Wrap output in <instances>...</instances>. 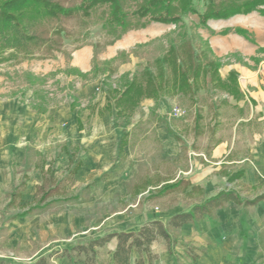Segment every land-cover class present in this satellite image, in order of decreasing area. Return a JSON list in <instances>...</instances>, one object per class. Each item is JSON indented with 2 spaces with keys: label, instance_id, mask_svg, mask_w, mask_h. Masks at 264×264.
<instances>
[{
  "label": "rangeland",
  "instance_id": "rangeland-1",
  "mask_svg": "<svg viewBox=\"0 0 264 264\" xmlns=\"http://www.w3.org/2000/svg\"><path fill=\"white\" fill-rule=\"evenodd\" d=\"M197 10L204 12V3H197ZM263 19L264 16L254 12L228 20H210L206 27H201L198 15L191 14L183 24L176 26L152 23L149 26L154 27L157 38L142 43L148 46H135L110 59L103 57L116 42L107 44L110 38L105 37L101 25L93 23L80 27L76 24L73 34L53 53L38 52L28 59L20 54L17 59H10L14 54L12 51L0 54V260L28 264L52 251L70 249L110 232L137 230L149 213L160 214L171 207L179 210L189 206L183 195L148 202L145 199L147 193L143 197L136 196L134 185H141L147 178L155 183L162 178L168 179L172 169L186 165L188 158L182 156L176 161L165 155L160 135L172 129L186 145H191L196 116L191 99L172 91L158 103L143 101L130 121L126 116L115 120L114 109L109 115L100 116L108 103L104 78L101 74V77L93 78L94 71L84 77L78 76V70L71 65L75 50L97 44L96 50L92 46L95 62L92 61L98 70L118 75L122 65L130 64L132 75H141L146 66L155 69V59L168 51L171 41L175 42L176 53L186 68L191 65L195 69L200 65L204 71L198 80L197 105L204 115V138L214 126L217 107L223 110L221 117L226 119V126L222 122L218 124V119L216 135L223 133L225 136L230 130L232 132L238 111L232 104L228 105L234 100L221 89L215 77L231 70L237 80L236 65L257 69L264 60ZM243 20L250 24L246 27L240 23ZM185 34L190 36L192 45L184 38ZM237 37L247 42L243 53L233 51ZM251 52L254 54L248 55ZM221 80L229 82V76ZM111 83L113 87L121 88L115 78L110 80ZM87 87L97 90L91 96L83 97L82 92ZM35 93L50 107L45 114L37 113L30 106ZM75 96H80V114L85 121L81 133L76 124L78 109L72 111L70 108ZM126 132L130 136L126 148L128 156L121 163L117 148ZM72 138L81 139L87 146L83 155L84 167L69 185L71 195L80 198L57 203L33 219L12 221L14 213L7 211L6 206L13 187L26 173L30 175L29 186L24 192V201L30 203L45 176L39 170L43 162L56 169L58 177H65L69 161L63 147ZM195 156L193 154L192 158ZM178 175L189 174L181 172ZM164 245V240L160 239L155 251L160 256V264H171L172 258H168ZM112 248L113 244L99 250L98 264H111ZM202 252V248L190 243H180L172 264H193L196 257H202ZM137 257L134 254L133 260Z\"/></svg>",
  "mask_w": 264,
  "mask_h": 264
},
{
  "label": "crops",
  "instance_id": "crops-1",
  "mask_svg": "<svg viewBox=\"0 0 264 264\" xmlns=\"http://www.w3.org/2000/svg\"><path fill=\"white\" fill-rule=\"evenodd\" d=\"M240 23H243L247 27L250 21L243 20ZM156 36L154 27L152 26L142 30L131 31L113 46L109 47L103 59L114 58L118 52L129 51L138 44L157 38ZM234 42L237 46L233 48V51L240 50L243 53L245 48H247V42L243 38L237 37ZM213 45L216 46L217 44L213 42ZM252 54L254 53H248V55ZM92 60L93 48L87 45L72 53L71 65L78 71L87 74L93 69ZM129 65H122L119 69V74L113 78L117 79L125 73L132 75L130 72L131 66ZM234 70L238 74V86L234 93L221 88L234 100L228 102V105L232 104L235 110L238 111L237 118L232 124V132L230 130L229 135L225 136H222L223 133L216 135L217 129L215 126L218 119V124L222 122L226 126L224 123L226 119L221 117L223 110H219L217 107L213 117L215 120L214 126L210 128V134L204 138L205 132L202 123L204 115L200 110L202 119L198 125L196 124V116L194 118L193 141L191 145H186L185 140L175 134L172 129H169V133L160 135L165 155L176 161L182 156L186 160L188 158L184 168L178 166L172 169L173 173L170 178H162L157 183L147 178L141 185H134L136 196L143 197L144 193H147L145 199L148 202H156L164 198L183 195L189 202L188 208H180L178 210L176 207H171L160 214L149 213L142 225L156 219L167 222L173 215L189 210L193 205L216 195L224 189H234L246 199H254L255 197L264 195V60L257 66L256 70L246 69L238 65L234 67ZM230 71H225V74L221 73L220 78L226 79L232 73ZM96 90L95 87H87L82 92V96H91ZM105 92L109 99L106 97L108 102L105 107L106 110L102 111L100 116H104L106 113L109 115L112 109H114L116 111L115 120L126 116L128 121H130L143 101L153 100L158 103L162 99L158 101L145 99L134 111H125L118 115L115 99L108 95L107 89ZM39 99L34 97L30 106L37 113L45 114L50 107L45 101ZM74 100L77 102L74 104L72 100L70 108L72 111L78 109L76 124L78 133H81L84 131L85 121L80 114V96H75ZM129 138V133L126 132L119 140L117 149L118 159L121 163H124L128 156L126 148L129 145ZM72 139L63 147L69 161L65 177L64 175L58 177L56 169L46 166V163L43 162L39 170L45 176L43 182L37 186L35 199L30 203L24 201V192L29 186L30 175L26 173L13 187L6 206L7 211L14 213L11 216L12 221L33 219L57 203H65L80 198L79 195H71L69 185L74 183L77 174L84 167L83 155L87 152V146L81 139ZM203 141L205 145H201V143H204ZM193 154L197 157L192 158ZM181 172L183 174L188 173L189 175H178ZM232 176H235V179L230 182L229 178ZM182 181L185 183L186 188H181L165 195H157L154 198L150 197L151 193H155L165 185H173ZM16 192H18V196L14 199L13 195ZM155 209L158 210V207ZM139 228L137 230L128 229L124 231H138ZM171 236L177 240L175 251L180 243L185 244V242L197 248H202V257H196L194 259L196 261L192 262L193 264H263L264 199L248 207L240 206L234 201L226 202L223 207L205 216L202 220L188 223L180 229L172 230ZM159 241L160 239L154 242L152 246L153 252L158 257L154 264H160L161 260L155 251L156 244ZM164 243L168 258L170 257L175 261V256L169 254L168 245L165 240ZM111 244H113L111 251L112 258V253L117 245L116 240H113L107 246ZM134 260H132V264H134ZM172 260L170 259L173 263ZM236 260L239 261L237 262ZM53 264H71V262L66 258H60L53 260ZM111 264L114 263L111 262Z\"/></svg>",
  "mask_w": 264,
  "mask_h": 264
},
{
  "label": "trees",
  "instance_id": "trees-1",
  "mask_svg": "<svg viewBox=\"0 0 264 264\" xmlns=\"http://www.w3.org/2000/svg\"><path fill=\"white\" fill-rule=\"evenodd\" d=\"M197 3H204V12L197 10ZM254 12L264 16V0H0V54L12 51L14 54L10 59H17L19 54L28 59L38 52L53 53L73 34L76 24L80 27L93 23L101 25L105 37L110 38L107 44L111 45L131 30L145 29L152 23L180 25L191 14H197L199 26L206 27L210 20H228ZM183 36L192 45L190 36ZM92 46L94 50L98 47L97 44ZM137 46L141 48L148 45ZM176 52L177 44L171 41L168 51L155 59V69L149 65L141 75L125 73L118 77L116 80L120 83V89L117 85L113 87L110 84L115 72L106 74L93 66V78L102 75L108 95L115 99L118 115L134 111L145 99L158 101L174 91L191 99L196 106V124L199 125L202 115L197 106L200 91L198 80L204 75V71L200 65L195 69L190 65L187 69ZM93 60L95 62V57ZM77 74L81 77L87 75L80 71ZM215 78L220 87L230 93H234L238 86L235 73L230 74L229 82L222 81L218 74ZM39 97L35 93V98ZM76 102L73 98V103ZM234 179L235 176H232L229 181ZM181 188H186L183 181L165 185L151 193L150 197L165 195ZM17 193L13 195L14 199L18 196ZM262 199L264 195L246 199L234 189H224L193 205L189 210L173 215L167 222L151 220L138 231L109 233L71 249L52 251L28 264H53V260L60 258L68 259L71 264H98L99 250L113 240L117 242L112 253L114 264H132L134 254L138 256L134 264H154L158 257L152 246L158 239L166 241L169 254L174 256L177 240L171 236L172 230L202 220L223 207L226 202L234 201L240 206L248 207ZM0 264L21 263L1 259Z\"/></svg>",
  "mask_w": 264,
  "mask_h": 264
}]
</instances>
